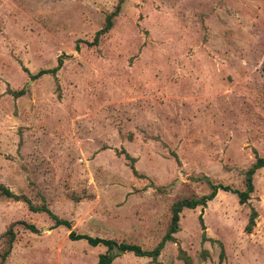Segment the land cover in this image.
<instances>
[{
    "label": "rangeland",
    "instance_id": "rangeland-1",
    "mask_svg": "<svg viewBox=\"0 0 264 264\" xmlns=\"http://www.w3.org/2000/svg\"><path fill=\"white\" fill-rule=\"evenodd\" d=\"M118 1L0 0V182L25 196L0 191V264H95L108 246L72 229L152 249L174 202L244 188L264 155V0H122L96 43ZM178 226L109 264H264V166L245 203L219 189Z\"/></svg>",
    "mask_w": 264,
    "mask_h": 264
},
{
    "label": "trees",
    "instance_id": "trees-1",
    "mask_svg": "<svg viewBox=\"0 0 264 264\" xmlns=\"http://www.w3.org/2000/svg\"><path fill=\"white\" fill-rule=\"evenodd\" d=\"M122 0H119L115 9L109 13L106 17V22L102 28L97 32L95 36V42L97 43L99 41V38L102 34L106 33L108 30H110V27L112 26V18L116 16L121 8ZM62 63L61 58L58 59V64L50 69H41L35 74H30L32 78H37L45 73H52L55 74L57 70L60 68ZM26 70V68H25ZM27 71V70H26ZM262 71H264V59L262 62ZM24 93V90L21 89L19 91H14L15 97H18ZM121 153H124V156L130 161L129 164L131 168H133L134 172L139 173L136 165H135V157L134 155H130L129 152L125 149L122 148L120 150ZM254 156L256 157L254 162L248 169L246 170V177H245V183H244V188H234L229 184H224L222 182H215L212 179H208V185H209V190L206 192H203L199 194V196H191L188 198H183L180 200H177L176 202L173 203L172 205V215H171V221L169 225V229L167 232L164 234L162 240L152 249H147V247H143L140 243L134 242H117L113 238L109 237H103V236H93L87 233H77L75 232L74 229L70 231V235L72 237H80V238H86L92 245H98L100 243H103L108 246L107 250L105 252H102L98 255V258L95 262V264H109L113 257L115 256L116 253L111 251V248L114 247H119L124 250L132 251L136 254H147V256H152V258H155L158 256L160 250L163 248L164 244L168 240L176 241V236L174 233L180 229V226H178V219H179V211L181 210L182 207H195L196 205H199V203L204 204L207 199L215 196L216 192L219 189L222 190H229L232 191L236 194L238 202L239 203H245L251 195V192L254 190V174L256 171L264 166V155H260L255 151ZM0 191L4 193L7 196H12L14 199H21L25 198L24 195L15 193L8 185L3 184L0 182ZM29 207L33 210H46L49 211L45 205H41L40 207L33 206L32 203H28ZM51 213V211H49ZM54 217L55 215L51 213ZM257 215L256 209L254 207H251L248 220H247V225L246 229L248 231H251L253 229V226L255 225V217ZM199 219L201 221V225H203L204 231H203V237H207L206 233V225L203 222L202 216L200 214ZM55 222L60 224H67L69 221L67 219H61V218H56L55 217ZM26 227H28L32 231H38L37 227L33 223H27L24 222ZM8 233H10L9 237V246L6 247V249L1 252V259H4L7 255V253L10 251L11 247L13 246V242L16 238V232H14L12 225H9L8 228L6 229ZM224 247L222 245V249L220 250V255L222 256L224 254ZM180 254H182L183 258L186 260V262L189 264V257L184 255V251L180 249Z\"/></svg>",
    "mask_w": 264,
    "mask_h": 264
},
{
    "label": "water",
    "instance_id": "water-1",
    "mask_svg": "<svg viewBox=\"0 0 264 264\" xmlns=\"http://www.w3.org/2000/svg\"><path fill=\"white\" fill-rule=\"evenodd\" d=\"M117 249L119 250V251H125L124 249H122V248H119V247H117ZM111 250H112V248H111Z\"/></svg>",
    "mask_w": 264,
    "mask_h": 264
}]
</instances>
